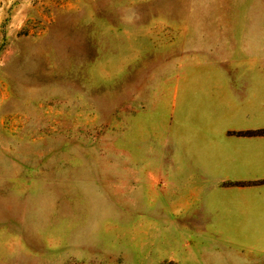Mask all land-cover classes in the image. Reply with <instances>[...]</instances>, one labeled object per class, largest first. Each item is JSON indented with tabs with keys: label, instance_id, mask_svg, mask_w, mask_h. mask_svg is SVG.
I'll return each mask as SVG.
<instances>
[{
	"label": "rangeland",
	"instance_id": "obj_1",
	"mask_svg": "<svg viewBox=\"0 0 264 264\" xmlns=\"http://www.w3.org/2000/svg\"><path fill=\"white\" fill-rule=\"evenodd\" d=\"M259 66L264 0H0V264H264L205 193L206 82Z\"/></svg>",
	"mask_w": 264,
	"mask_h": 264
},
{
	"label": "crops",
	"instance_id": "obj_2",
	"mask_svg": "<svg viewBox=\"0 0 264 264\" xmlns=\"http://www.w3.org/2000/svg\"><path fill=\"white\" fill-rule=\"evenodd\" d=\"M206 83L205 193L235 196L238 211L219 214L208 203L206 226L264 227V72L213 74Z\"/></svg>",
	"mask_w": 264,
	"mask_h": 264
}]
</instances>
